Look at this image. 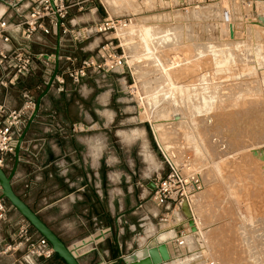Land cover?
<instances>
[{"label":"rangeland","instance_id":"374dc122","mask_svg":"<svg viewBox=\"0 0 264 264\" xmlns=\"http://www.w3.org/2000/svg\"><path fill=\"white\" fill-rule=\"evenodd\" d=\"M107 1L94 0L102 22L111 17L130 23L102 34V42L107 35L126 60L124 74L102 77V120L116 112L113 123L102 124V168L109 156L107 169L133 170L130 181L145 186L163 174L154 132L164 111H180L184 142L159 146L200 182L190 204L200 239L186 229L181 212L164 222L151 217L153 234L159 227L173 229L183 241L175 247L168 241L166 264H264V30L258 23L229 38L221 17L225 1L198 6L218 3L220 9L207 15L197 8L185 12L174 0ZM134 233L144 236L139 226ZM7 254L0 264H12L24 251L12 259ZM43 260L38 264H62Z\"/></svg>","mask_w":264,"mask_h":264},{"label":"crops","instance_id":"0c3cea01","mask_svg":"<svg viewBox=\"0 0 264 264\" xmlns=\"http://www.w3.org/2000/svg\"><path fill=\"white\" fill-rule=\"evenodd\" d=\"M4 9V6L0 8V13ZM99 16L97 2L87 0L68 8L65 23L70 29L93 30L96 22L102 21ZM5 17L17 21L20 16L7 9ZM101 41L102 34L97 32L82 40H74L68 33L62 34L58 41L54 33L36 32L29 45L34 52L48 54H54L58 46V69L63 71L91 56ZM45 65L44 61H38L31 75L20 78L9 88L0 87V102L10 108H18L24 100L21 95L23 89L30 90L36 102L45 88L40 87ZM112 113L110 120L108 116H103L102 120L100 74L89 73L79 83L72 82L67 75L62 83L52 81L40 98L38 111L21 143L11 187L58 238L71 247L79 264H122L121 256L130 254L150 238L157 239L160 233L167 231L173 232V236L163 242L171 257L168 241L171 240L175 247L173 229L166 231V228L159 227V231L153 234L151 217L159 215L162 208L147 202L150 180L145 186L140 181H130L135 175L133 170L107 169L109 156L104 158L105 166L102 168V124L113 123L116 112ZM96 145L99 146L98 151L92 152ZM5 162L4 170L9 172L13 155L5 156ZM104 184L110 186L108 191H104ZM146 188L149 191L144 196ZM103 192L107 194L105 203ZM137 226L142 228L144 236L134 233ZM20 227H26L34 239L39 236L6 202V214L0 222V248L19 240ZM23 245L18 250L6 252L7 257L12 259L20 255L25 250ZM43 259L65 264L55 254ZM34 261L35 264L41 262L39 259Z\"/></svg>","mask_w":264,"mask_h":264},{"label":"built area","instance_id":"2783aa9c","mask_svg":"<svg viewBox=\"0 0 264 264\" xmlns=\"http://www.w3.org/2000/svg\"><path fill=\"white\" fill-rule=\"evenodd\" d=\"M87 0H1L5 9L0 13V87L9 88L15 85L20 78H25L36 69V62L46 63L42 72L40 87L48 82L53 68L55 57L53 53L34 52L29 45L32 36L36 32L43 34L57 33L71 34L74 40H82L89 37L92 32L107 34L108 30L116 25L125 26L130 19H116L107 17L96 23L93 30L70 29L65 18L70 6L81 4ZM176 5L189 12L198 6L225 1L226 6L221 8V17L226 28L228 37H237L240 33L261 22L264 17V0H174ZM7 9L19 17L17 21L6 18ZM91 56L83 58L75 67L63 71L58 69L53 81L62 83L67 75L74 83H79L89 73L100 74L102 77L107 73L124 74L126 64L123 53L117 52V46L106 35ZM59 59V56H58ZM30 90L23 89L24 98L18 108H10L0 102V166H6L5 156L13 155L17 137L22 133L26 122L34 108L35 101L30 95ZM165 165L164 173H157L150 179V193L148 200L156 207L162 208L158 215L160 221H167V217L180 213L179 201L184 198L187 202L190 194L198 188L200 182L193 174H187L183 165L167 150H163L158 144ZM29 151V150H28ZM6 214V200L0 198V222ZM19 240L11 245L0 248V255L8 251L18 250L22 244L25 246L24 255L15 259L12 264H32L38 258H50L54 252L47 240L38 236L36 239L28 233L26 227L18 230ZM180 237L174 236V244H181ZM71 248V247H69ZM74 253V252H73ZM76 256V254L74 253Z\"/></svg>","mask_w":264,"mask_h":264},{"label":"water","instance_id":"95a60500","mask_svg":"<svg viewBox=\"0 0 264 264\" xmlns=\"http://www.w3.org/2000/svg\"><path fill=\"white\" fill-rule=\"evenodd\" d=\"M261 22H264V18L260 17ZM59 40V34L57 33V41ZM58 46L56 47L54 57L53 72L45 85L43 92L37 98L34 108L26 122V125L22 133L17 137V142L13 154V163L9 172H6L4 168L0 166V198L5 199L36 231L44 237L49 243L54 254L59 257L65 264H79L76 256L71 248L66 246L58 236L40 219V217L31 210L28 205L13 191L11 187V178L16 170L19 161V153L21 143L24 139L26 132L29 129L31 122L33 121L38 108L40 98L47 92L51 85L55 74L58 71ZM164 119H159L156 131L154 132V139L158 145L166 144H179L183 142V131L181 130L180 111H169L167 115H164ZM180 212L186 219L191 230H194V224L191 216V212L188 206V202L182 198L179 201ZM169 259V255L164 243H159L154 246L146 244L140 248L133 250L130 254L120 257V260L124 264H160Z\"/></svg>","mask_w":264,"mask_h":264},{"label":"bare ground","instance_id":"6f19581e","mask_svg":"<svg viewBox=\"0 0 264 264\" xmlns=\"http://www.w3.org/2000/svg\"><path fill=\"white\" fill-rule=\"evenodd\" d=\"M115 0H108L107 2H108V4L110 5V3H113ZM113 5H114V3H113ZM112 5V6H113ZM216 9H220V6L218 5V3H216V5H205V6H202L200 9H198L197 8V10H195L196 11V13H198V14H201V15H207V14H209L210 12H213L214 10H216ZM264 18V17H263ZM259 26L264 30V22H260L259 23ZM157 94H158V92H157ZM162 94L164 95V93H163V91H162ZM161 94V95H162ZM166 94V93H165ZM150 96H152V97H156V92H154V93H152V94H150ZM159 96V95H158ZM151 97V98H152ZM159 98V97H158ZM158 98H157V102L158 103H160V101L158 100ZM155 101V100H154ZM173 102V101H172ZM155 103V102H154ZM148 105H149V103H148ZM151 105V104H150ZM157 105V104H156ZM174 105V104H173ZM179 105V104H178ZM152 107H149V108H153L155 105H151ZM159 106V105H158ZM156 108V107H155ZM174 108H175V105H174ZM151 110V109H150ZM180 110V109H179ZM168 111V110H167ZM167 111H164L163 113V115H165L166 113H167ZM152 112V111H151ZM153 113V112H152ZM147 114H148V111H147ZM162 115V116H163ZM167 115V114H166ZM156 117V116H155ZM183 117H184V115H183ZM164 118V117H163ZM154 119H156V118H154ZM181 119H182V115H181V117H180V122H181ZM183 120V119H182ZM154 122H155V120H154ZM152 126V125H151ZM155 126V125H154ZM155 128V127H154ZM154 131V130H153ZM183 142H184V140H183ZM182 144V143H181ZM181 144H180V146H181ZM174 145H178V144H174ZM165 147L167 148V147H169V146H166L165 145ZM170 148H173V147H170ZM168 149V148H167ZM174 149V148H173ZM97 150V149H96ZM174 152V151H173ZM175 153H176V150H175ZM174 153V154H175ZM178 154V153H177ZM178 156V155H177ZM155 167V166H154ZM150 168V167H149ZM195 190V189H194ZM194 192V191H193ZM193 192L190 194V196H189V199H188V206H189V209L191 208L190 207V204H193V199H192V196L194 195L193 194ZM193 208V207H192ZM191 208V209H192ZM192 211V210H191ZM190 211V212H191ZM192 216V215H191ZM192 220H193V218H192ZM197 220V219H196ZM186 224H187V228L186 229H189L190 230V233L192 234V237H197L198 239H200V234H199V232L197 231V228H196V225H195V223H194V220H193V224H194V227H195V229L194 230H191V228H190V226L188 225V223H187V221H186ZM166 231H167V229H166ZM173 236V232L172 233H170V232H166V233H160L158 236H157V239L155 238V237H153V238H150L146 243H145V245L146 244H149L150 246H154V245H157V244H159V243H163L166 239H168V238H170V237H172ZM184 238H185V240H186V243H189V241H190V237L186 234V236H183ZM189 237V238H188ZM172 239V238H171ZM183 242V241H182ZM165 244V243H164ZM182 244V243H181ZM166 245V244H165ZM166 249H167V252H168V255H169V259H170V253H169V251H168V248H167V245H166ZM196 254V253H195ZM201 254V253H200ZM197 255V254H196ZM199 255V254H198ZM192 256H194L193 254H191V255H185V257H184V259L182 260L183 262H181V263H184L185 261H190V259L192 258ZM201 256V255H200ZM195 257V256H194ZM204 257V256H203ZM168 259V260H169ZM167 260V261H168ZM180 260V259H179ZM201 261H203V260H201ZM164 262H166V261H164ZM204 262H206V261H204ZM163 263V262H162ZM162 263H160V264H162ZM201 263V262H200ZM203 263V262H202ZM207 263V262H206ZM205 263V264H206ZM175 264H179V262L177 261ZM191 264V263H190ZM192 264H194V262L192 263ZM196 264V263H195ZM197 264H198V262H197Z\"/></svg>","mask_w":264,"mask_h":264},{"label":"trees","instance_id":"16d2710c","mask_svg":"<svg viewBox=\"0 0 264 264\" xmlns=\"http://www.w3.org/2000/svg\"><path fill=\"white\" fill-rule=\"evenodd\" d=\"M56 255V254H55Z\"/></svg>","mask_w":264,"mask_h":264}]
</instances>
